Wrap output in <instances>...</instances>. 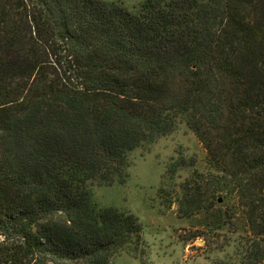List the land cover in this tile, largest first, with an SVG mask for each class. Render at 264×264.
I'll use <instances>...</instances> for the list:
<instances>
[{
    "label": "trees",
    "instance_id": "1",
    "mask_svg": "<svg viewBox=\"0 0 264 264\" xmlns=\"http://www.w3.org/2000/svg\"><path fill=\"white\" fill-rule=\"evenodd\" d=\"M180 123L205 150L184 242L264 264V0H0V264L146 261L139 218L89 182L122 184Z\"/></svg>",
    "mask_w": 264,
    "mask_h": 264
},
{
    "label": "rangeland",
    "instance_id": "2",
    "mask_svg": "<svg viewBox=\"0 0 264 264\" xmlns=\"http://www.w3.org/2000/svg\"><path fill=\"white\" fill-rule=\"evenodd\" d=\"M115 1L136 10L142 0ZM204 156L205 150L194 133L180 123L169 134L128 153L130 166L122 184L89 182L99 205L131 212L144 226L149 250L146 261L122 252L110 264H229L232 251L219 255L211 249L222 241L221 233L215 234L219 240L214 237L210 245H204L201 238L184 242L192 233H204L205 229L196 224L198 217L185 216L178 208L181 182L192 169H202ZM176 161H181L182 168L176 169L171 178L164 176L168 164Z\"/></svg>",
    "mask_w": 264,
    "mask_h": 264
},
{
    "label": "water",
    "instance_id": "3",
    "mask_svg": "<svg viewBox=\"0 0 264 264\" xmlns=\"http://www.w3.org/2000/svg\"><path fill=\"white\" fill-rule=\"evenodd\" d=\"M219 200H220V198H219ZM199 242H201V240H198Z\"/></svg>",
    "mask_w": 264,
    "mask_h": 264
}]
</instances>
